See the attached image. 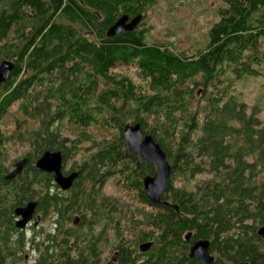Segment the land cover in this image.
Returning <instances> with one entry per match:
<instances>
[{"label": "trees", "instance_id": "1", "mask_svg": "<svg viewBox=\"0 0 264 264\" xmlns=\"http://www.w3.org/2000/svg\"><path fill=\"white\" fill-rule=\"evenodd\" d=\"M224 2L207 41L187 53L149 39L156 0H0V62L14 64L0 83V264H104L114 249L111 264H200L189 256L199 239L212 264L264 262V104L238 90L264 75V0ZM122 14L142 19L108 36ZM15 112L8 132L2 122ZM127 118L166 153L162 200L177 210L147 199L142 179L155 169L125 154ZM13 145L26 150L8 163ZM46 150L78 172L66 191L35 168ZM109 181L145 210L106 193ZM30 201L53 224L29 240L27 262L14 209Z\"/></svg>", "mask_w": 264, "mask_h": 264}, {"label": "rangeland", "instance_id": "2", "mask_svg": "<svg viewBox=\"0 0 264 264\" xmlns=\"http://www.w3.org/2000/svg\"><path fill=\"white\" fill-rule=\"evenodd\" d=\"M224 6V0H156V4L147 10L144 17L146 27L150 29L149 39L170 43L178 51L191 53L195 47H201L207 41V30L217 19V9ZM262 72L264 74V68ZM238 90L246 93L247 102L252 103L259 98L264 104V75H261L260 78L247 80ZM200 95L201 91H197L195 94L196 98ZM261 116L264 119V109ZM16 117L22 118L20 112L12 113L4 118L1 127L7 128V131L10 132ZM130 120L131 118H127L128 123ZM30 125L34 126L36 123L30 120ZM25 150L26 147L9 146L6 162L9 163L11 159L19 156ZM114 185L113 182L109 181L104 188L105 192L121 196L123 201L131 203L134 208H138L137 211L145 210L142 204L134 202L130 195L124 196L125 194L123 195ZM36 214L40 216L39 223L34 225L31 222L22 228L24 240H27L23 257L25 254L28 255L29 260L27 259V262L36 254L32 251V241L29 240L47 233L53 224L51 210L44 216L41 212H36ZM109 254L110 252L106 251L104 255L108 256Z\"/></svg>", "mask_w": 264, "mask_h": 264}, {"label": "water", "instance_id": "3", "mask_svg": "<svg viewBox=\"0 0 264 264\" xmlns=\"http://www.w3.org/2000/svg\"><path fill=\"white\" fill-rule=\"evenodd\" d=\"M141 14H137L131 19L127 14H122L115 20V22L107 29V35L113 36L122 31H131L136 28L140 20ZM14 64L9 60H2L0 62V83H2L8 76L9 72L13 69ZM124 150L126 155H134L137 158V164H153L154 174L146 175L142 179V184L145 190L147 199L152 204H164L171 206L177 210V205L170 204L162 200V194L167 191V180L170 175L171 167L167 160L166 153L162 150L160 145L153 139L150 134L144 133L139 122L133 124L127 123L123 128ZM27 158L23 157L14 161L10 168L5 173L6 179H12L19 174ZM36 170L48 172L52 174L54 183L62 190L70 188L74 179L77 177L78 172L73 171L68 175L62 172V153L60 150H46L35 161ZM36 203L33 201L28 202L24 206H18L14 209L16 215L15 226L17 228H25L29 221L33 218L35 213ZM39 221V216L34 218V224ZM259 234H264V227L258 230ZM188 238V236H186ZM152 242L145 241L139 244L141 252L147 251ZM209 240L199 239L196 240L190 247L189 256L200 262V264H212L214 256L209 249ZM116 259V254H113L108 259V264ZM247 264V263H241ZM264 264V262L262 263Z\"/></svg>", "mask_w": 264, "mask_h": 264}, {"label": "flooded vegetation", "instance_id": "4", "mask_svg": "<svg viewBox=\"0 0 264 264\" xmlns=\"http://www.w3.org/2000/svg\"><path fill=\"white\" fill-rule=\"evenodd\" d=\"M62 172H63V171H62ZM63 174H64V175H68V173H64V172H63ZM61 190H62V189H61ZM66 190H67V189H66ZM66 190H62V191H66ZM36 216H39V215L36 214V211H35V213L33 214V218L29 221V223L33 222V224H34V218H35ZM39 221H40V216H39ZM39 221H38V223H39ZM73 222L76 223L75 219L73 220ZM29 223H28L26 226H28ZM38 223H37V224H38ZM37 224H36V225H37ZM34 225H35V224H34ZM186 236H188V235H186ZM185 238H186L187 241H190V240H191L190 236H188V238H187V237H185ZM147 241H149V240H147ZM195 241H196V240H195ZM195 241H193V242L190 244V246H189V250H190L191 245H192ZM144 242H145V241H144ZM150 242H151V241H150ZM138 248H139V245H138ZM145 252H146V251H145ZM113 254H116V259H115L114 261H112L111 263H113V262H115V261L117 260V257H118V250H117V249H114V250H112V252H111L108 256L104 255V256H105L104 264H108V259H109V257H110L111 255H113ZM23 258H24V261H27V259L29 260L27 254H25ZM111 263H110V264H111Z\"/></svg>", "mask_w": 264, "mask_h": 264}, {"label": "bare ground", "instance_id": "5", "mask_svg": "<svg viewBox=\"0 0 264 264\" xmlns=\"http://www.w3.org/2000/svg\"><path fill=\"white\" fill-rule=\"evenodd\" d=\"M130 18V17H129ZM131 19V18H130Z\"/></svg>", "mask_w": 264, "mask_h": 264}]
</instances>
